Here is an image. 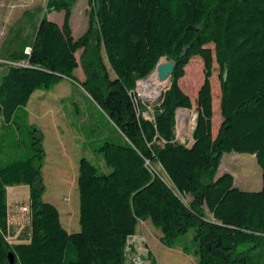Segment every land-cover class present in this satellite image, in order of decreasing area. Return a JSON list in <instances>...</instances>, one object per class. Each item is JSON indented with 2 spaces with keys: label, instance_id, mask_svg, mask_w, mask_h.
<instances>
[{
  "label": "trees",
  "instance_id": "obj_1",
  "mask_svg": "<svg viewBox=\"0 0 264 264\" xmlns=\"http://www.w3.org/2000/svg\"><path fill=\"white\" fill-rule=\"evenodd\" d=\"M76 2L48 0L40 29L41 18L31 17L28 35L16 30L5 42L11 48L0 49V69H6L0 77V264H9L10 253L15 264H128L129 241L147 221L170 249L193 232V249L183 252L197 264H263L264 0H88L89 28L78 39L71 28ZM54 12L64 14L62 26L49 19ZM15 40L19 48H12ZM164 57L175 64L172 84L149 121L140 114L147 107H136L132 95ZM194 58L203 60L205 74L188 147L176 141V116L192 109L179 82ZM214 64L222 119L216 137ZM78 68L84 82L74 76ZM64 79L88 94L120 138L97 149L103 166L86 157L79 162L80 231L74 234L44 200L45 134L26 111L37 91L50 92ZM230 153L256 157L260 191L238 189L229 173L216 178ZM155 163L171 184L154 171ZM18 186L29 188L30 225L16 237L8 188Z\"/></svg>",
  "mask_w": 264,
  "mask_h": 264
},
{
  "label": "rangeland",
  "instance_id": "obj_2",
  "mask_svg": "<svg viewBox=\"0 0 264 264\" xmlns=\"http://www.w3.org/2000/svg\"><path fill=\"white\" fill-rule=\"evenodd\" d=\"M47 1L48 0H0V49H2V47L4 48L5 42L8 38L15 35L16 30L24 29V37L28 35V26L30 23H33L30 18L33 17L34 21L37 23L42 17V10H45ZM90 14L91 8L88 5V0H77L71 18V28L76 39L80 38L87 32L90 24ZM49 19L61 26L64 14L54 12L49 16ZM11 29H15L13 35L10 32ZM30 29L31 28H29V30ZM20 45L21 41L17 42L15 40L12 48H19ZM5 48H11L9 43ZM81 53L82 51L77 53L78 60H80ZM167 60L168 59L164 58L162 61L166 62ZM3 63L6 65H12L7 62ZM213 69L211 77L214 110L213 135L216 137L222 122L220 112L221 90L219 79L220 70L218 65L214 64ZM5 71V68L0 69V77ZM204 74L203 60L200 58H194L186 67L185 77L179 82L181 89L191 99L192 109H181L178 111L176 141L182 144H187L188 146H191L193 143V131L198 116V94L204 82ZM74 75L79 81H85L86 79L82 68L77 69L74 72ZM111 75L113 76L112 72ZM148 79H146V81ZM140 83L142 82H138L137 88L132 95L134 103L136 104V107H138V103L145 105L148 111L140 114L144 119L153 121V108L159 106L164 93L158 101L154 103L146 101L138 93ZM73 90L72 100L67 98L64 101L68 96L66 94L67 90L60 85L50 92H36L31 101L38 95L41 98L47 99V101H45L46 105H48V99L64 101L62 105H65L67 108L72 105L74 107L73 117L75 120V127L79 130V133L85 137L86 142L88 141V144L82 146V151L84 150V152H87L86 155L83 156L102 165V159L97 157L99 155L97 149L105 142H118L120 140V138H118L119 135L107 116L93 101L90 100L83 90L76 87H74ZM31 101L28 104L27 110L32 114L31 108H29ZM76 101H79V108L82 110L81 114L77 113L75 106ZM179 118H181V120H179ZM2 126L3 122L0 124V127ZM44 127L46 128L45 133L50 156L48 159L49 166L44 169V182L46 185L44 200L45 202L53 204L59 210L61 223L67 232L70 234L78 233L80 231L78 184L73 188L74 191L72 192V189L69 188V184L65 182V178L56 177L55 173L51 170L50 161H55L57 158V152L62 151L61 139L57 135L59 132L56 133L53 127H49L50 129L48 126ZM158 144L163 145L161 142ZM73 156L74 154L71 155V158H74ZM5 158V155L1 156L2 160ZM61 162L66 165L68 159L63 157ZM250 166L253 168L252 171L249 169ZM153 169L166 182L171 184L169 178L158 163L153 164ZM226 173H229L234 177L235 186L242 191L257 192L263 187V172L258 165L256 157L253 155L237 153L225 154L222 158L221 166L216 178H219ZM17 188L20 190L15 191L12 188H9L8 190V202L10 208L9 225L12 228V231L15 232V235H17L21 229L27 228L30 225L29 188L27 186H19ZM14 196H16L14 199L15 202H13ZM24 208H27L29 212H23ZM161 236V231L155 228L150 221L141 222L138 227L137 235L132 237L129 241V244L132 245L134 250H128V264H152V260L148 258V251L152 253L157 264H197V260L193 256L185 255L183 252L186 247L193 249V245L191 244L193 240V232L186 237H181L177 241V246L174 249L165 247L160 241ZM18 242V238H12L10 240V243L13 244Z\"/></svg>",
  "mask_w": 264,
  "mask_h": 264
},
{
  "label": "crops",
  "instance_id": "obj_3",
  "mask_svg": "<svg viewBox=\"0 0 264 264\" xmlns=\"http://www.w3.org/2000/svg\"><path fill=\"white\" fill-rule=\"evenodd\" d=\"M1 62H3V61H1ZM81 82H84V81H81ZM60 85H62L67 90L66 94L68 96L64 99V101L67 98L71 99V100L73 99V92H74L73 88L74 87L83 90L78 84L74 83L70 79H64L60 84H58L56 86V88ZM85 94H87V93L85 92ZM90 100L92 101L91 98H90ZM33 101H35V102H33ZM45 101H47L46 98H41L38 95L35 96V98H33V100L31 101V104L29 106V108H31L32 114L30 112H28V110H27L28 106L26 107V111L28 112V115H29V123L31 125H36V126L41 125L38 127H40L44 131V134H45L44 147H45L47 156H46L44 169L49 166L48 159L50 157L49 156L48 141H47V137H46V133H45L46 128L44 126H48V128L53 127L55 129L56 133L59 132L57 135L61 139L62 151L57 152V155H56L57 158L55 161H50L51 162L50 168L55 173L56 177H60L63 179L65 178L64 179L65 182H67V184H69V186H70L69 188L72 189V192H73L74 191L73 188H75V186L78 184L79 162L82 158L85 157L83 155H86V153H87V152H84V150L82 151V146H85L86 144H88L87 143L88 141L86 142L85 137H83L79 133V130L75 127V120L73 117L74 107L72 105H70L67 108L65 105L64 106L62 105V103L64 101H60L58 99H55V100H49L48 99V105L45 104ZM75 106L77 109V113L81 114L82 110H80V108H79L80 107L79 101H76ZM70 115H71V118H70ZM73 154H74V156H73L74 158H71V155H73ZM63 157L68 159V162L66 165H64L61 162ZM43 174H44V170H43ZM11 188L15 191L20 190L17 187H11ZM8 190H9V188H8ZM15 197L16 196L13 197V202H15L14 201ZM8 205H9V202H8ZM18 235H19V233H17L16 237ZM148 258H149V256H148Z\"/></svg>",
  "mask_w": 264,
  "mask_h": 264
},
{
  "label": "bare ground",
  "instance_id": "obj_4",
  "mask_svg": "<svg viewBox=\"0 0 264 264\" xmlns=\"http://www.w3.org/2000/svg\"><path fill=\"white\" fill-rule=\"evenodd\" d=\"M162 63L165 62L162 61ZM170 83V79L162 81L158 73L154 72L147 81L140 83L138 93L144 100L154 103L163 95V91ZM179 120H181V118H179Z\"/></svg>",
  "mask_w": 264,
  "mask_h": 264
},
{
  "label": "water",
  "instance_id": "obj_5",
  "mask_svg": "<svg viewBox=\"0 0 264 264\" xmlns=\"http://www.w3.org/2000/svg\"><path fill=\"white\" fill-rule=\"evenodd\" d=\"M45 14H46V8H45V10H44V12L42 14V17H41L39 29H40L41 25L44 22ZM164 58L167 59V57H164ZM164 58H162L160 60V62L158 63V65H157V67H156L154 72L158 73L160 80L165 81V80L170 79L171 80V84H172V75L174 73L175 64H174L173 61H168V60L165 63H162V60ZM171 84L165 90L164 94L171 88ZM176 120H177V116H176ZM193 145H194V139H193L192 145L188 146V147H192ZM8 260H9V264H15V256L12 253L9 254Z\"/></svg>",
  "mask_w": 264,
  "mask_h": 264
},
{
  "label": "built area",
  "instance_id": "obj_6",
  "mask_svg": "<svg viewBox=\"0 0 264 264\" xmlns=\"http://www.w3.org/2000/svg\"><path fill=\"white\" fill-rule=\"evenodd\" d=\"M25 53L28 54V55H30V54H31V48H29V47L26 48ZM23 212H27V213H28L29 211H28L27 208H24V209H23ZM12 238H14V237H8V241H10ZM136 264H142V263H136Z\"/></svg>",
  "mask_w": 264,
  "mask_h": 264
}]
</instances>
